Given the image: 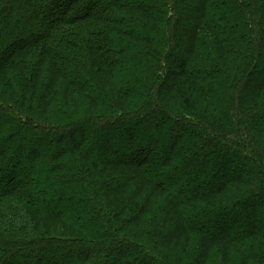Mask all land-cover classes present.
I'll return each mask as SVG.
<instances>
[{"label": "trees", "instance_id": "16d2710c", "mask_svg": "<svg viewBox=\"0 0 264 264\" xmlns=\"http://www.w3.org/2000/svg\"><path fill=\"white\" fill-rule=\"evenodd\" d=\"M263 67L264 0H0V264H264Z\"/></svg>", "mask_w": 264, "mask_h": 264}, {"label": "rangeland", "instance_id": "374dc122", "mask_svg": "<svg viewBox=\"0 0 264 264\" xmlns=\"http://www.w3.org/2000/svg\"><path fill=\"white\" fill-rule=\"evenodd\" d=\"M263 68H264V67H263ZM27 167H28L27 165H24V166H23V169H27Z\"/></svg>", "mask_w": 264, "mask_h": 264}]
</instances>
